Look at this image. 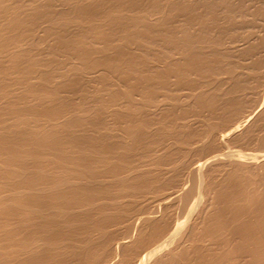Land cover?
Here are the masks:
<instances>
[{"label": "bare ground", "instance_id": "obj_1", "mask_svg": "<svg viewBox=\"0 0 264 264\" xmlns=\"http://www.w3.org/2000/svg\"><path fill=\"white\" fill-rule=\"evenodd\" d=\"M251 1L249 3H253ZM261 1L264 5V0ZM242 2L243 0H0V264H98L100 261L103 264L102 256L106 255L107 257L109 252H112V254L116 252L109 249L112 247L111 243L114 246V242L118 240H114L115 237L111 236L113 234H109L110 237L107 233L108 238L110 237V239L113 238L114 240L111 239L110 247V240H107V237L104 236L106 229H108L104 226L105 224L108 225L107 222L111 220L108 219L109 217L108 215L106 216V213L108 209L111 212V208L115 207L113 206L114 203L111 205L112 207L110 206L111 200L115 197L118 200L117 198L120 196L119 201H121V196L124 194H132L134 192V195L137 193V196H139L151 190L148 194L151 195V193L155 192V197L156 195L158 197L160 192L159 194L157 192L163 189L165 182L164 184L162 183L163 185L159 184L161 176L157 170L160 169L156 170V168L160 166V162L166 160L165 162L167 163V160H171L172 155V158H174L178 155L181 147L185 144L187 146V143L192 141L191 135L194 134V130L192 128L193 133L191 132L190 134L191 130H187L190 127L188 128L185 125L186 129L183 126V119L191 112L199 111L200 113L203 109L212 112L213 115H210V117L206 115L207 117L215 118L217 111L215 112L214 110L218 108L219 102L222 107L224 106V109H230L232 99H230L229 95L236 91L235 88L240 91L242 89L245 90L243 85L246 80L248 81L249 76L247 79L244 78L245 83L243 82L242 85L238 80L241 79L240 74L243 73L242 71V73H238L239 76L235 74L237 78L235 81V79L231 78L234 76L231 69L233 64H230L231 61L228 62V58L232 57L233 54H231L230 45L236 40V33L240 31L238 28L242 30V26L243 29H248V26H250L247 21H244L247 24H240L239 18H242L241 20L243 21L246 16L252 13L250 11L248 13L251 5L248 3L249 5L246 7L247 3L245 4L244 2L245 6ZM261 7L257 11L252 10L253 13L251 14L253 19L258 17V22L264 12V8ZM255 23L257 24V22ZM250 32L252 31L250 30ZM225 36L233 39V43L230 44L229 41L228 43L226 39L224 40L226 43H224L223 39ZM256 43L260 45L262 41ZM246 46L245 48H248ZM263 47L260 45L259 48L262 49ZM232 48L234 49V47ZM236 49L235 52L238 51V48ZM254 50V47L250 50L245 49V53L248 51L251 53ZM242 51L244 52V50ZM174 53L178 55L176 58L173 57L176 56L173 55ZM240 54L243 53L240 51ZM244 57L246 58L247 56L245 55ZM253 61L252 65H254ZM234 65L240 67V63ZM252 65L250 68H254ZM247 67L245 66V68ZM263 67L260 68L263 69ZM235 68L236 70L239 69H237V66ZM235 68L233 69L237 72ZM255 69L257 68L251 70ZM222 73L230 74L229 76L232 74L228 78L229 82L230 79L235 81H231V84L227 85L229 87L224 89V91L222 90V88H225L224 85H222L221 89L219 88L222 84L221 81L219 86L218 80L217 84L212 82L217 75ZM257 74L255 71L256 77ZM172 78L176 82V84L172 82L173 86L176 85L174 86L175 92L173 94L170 92L171 89L173 92V88L169 87L171 83L167 86V82H171ZM258 79L260 78L258 77ZM191 83H198V88H200L199 85L201 84L208 87V89L204 90L203 87L198 92L195 90L194 94L191 93V107L189 105L182 107V103L179 104L181 97L174 96V94L177 95L176 90L183 91V87ZM260 83L263 86L262 82ZM167 87L169 88L167 89ZM166 89L170 90L167 91L170 92V96L166 92L167 96H165L163 90ZM157 91L163 92L161 101H166V105L171 101L172 103L170 106L167 105V112L163 111V115H157L156 118H153L148 115L147 108L149 109V107L154 105L156 98L153 99V94ZM245 91L247 92V90ZM251 92L254 91L252 90ZM232 94L230 95L231 98ZM154 95L157 94L155 93ZM254 95L253 98L255 99ZM137 96L141 98L138 99L142 100L141 103L136 101ZM186 96L188 98L189 95ZM262 96L264 95L262 94ZM240 98H243V96ZM184 99L186 100V97ZM234 99L232 105L236 104ZM256 100L254 102H257ZM159 101L158 98L157 102ZM251 102L253 101L251 100ZM240 104L238 102V105ZM251 105H249V108ZM238 107H236V110ZM222 109H220L221 112ZM233 109H230V111H233ZM251 109H253V106ZM160 110L162 111V109L158 111ZM262 110L264 109L262 108ZM257 112L259 115V111ZM229 113L231 115L233 112ZM248 113L251 114L249 111ZM214 114L216 115L215 117H213ZM226 114L228 113L225 112ZM225 115L221 114V119L229 116ZM258 115L257 118H259ZM108 118L111 119L110 122ZM247 118L248 116L246 120ZM257 118L255 119L257 120ZM231 120L233 121V119ZM185 121L187 122L186 119ZM191 122L193 123V121ZM228 123H225L224 126ZM237 123L236 120V124H234L237 125ZM201 124L204 123L202 122ZM206 124L205 127L208 130H204L205 134L208 131L205 136L208 145L214 140L212 133L216 130L213 129L214 126L211 127ZM154 125L157 126L156 130L154 129L155 132L158 135H162V141L163 135L172 137L175 140V147L172 146L173 149H170L173 154L168 150L169 153L165 154L167 153L165 146V155L161 156L159 154L161 157L158 154V156L156 155L157 149L155 147L161 143L158 139L159 137L154 138V135H152L153 131H150ZM220 125L222 124L220 123ZM183 127H185L184 130ZM238 127L237 129H239ZM117 128L123 135L121 137L122 140H119L120 134L119 138L110 136L111 133L109 132ZM232 130V127H230L229 131L231 133H233ZM251 130L254 131L252 128ZM186 131H189V133ZM226 133L229 132L227 131ZM255 133L254 135H260V132L259 134ZM201 134L199 137H201ZM250 135L249 140L250 137L253 140ZM174 142L171 143L174 144ZM241 142L244 141L242 140ZM250 142L252 143L253 141ZM256 142L260 144L259 146L263 145L262 148H264V135L256 139ZM238 143H240L239 140ZM194 144L196 143L194 142ZM226 144L230 146V143ZM159 146L161 147V145ZM248 146L246 147L248 148ZM183 148L185 149L186 147ZM199 148L204 149V147ZM187 150L189 151V149ZM260 150H256V152ZM234 151L233 153L235 154L236 151ZM238 151L235 155L232 154L235 156L234 158H232L233 156H228L231 159L227 157L229 159L227 162L230 163L229 166H227V162V164H222L223 167L226 165V168L219 167L218 169L217 166L221 179L218 178V183L213 182L216 184L218 191L215 195L212 194L215 196L214 204L217 207L207 217L208 225L204 226L200 231L194 230V226V231L187 230L188 232H185L186 235L183 236L182 251H177L173 248L177 252L174 251V253L172 249L169 257H165L163 261L158 260L161 261L158 264H264V162L261 166L258 165L262 160L264 161V150L256 154L241 153V151L245 152L246 149ZM217 152L215 153L217 154ZM161 153L163 154L162 151ZM203 153L202 155L204 156ZM136 154H138L137 162L139 161L138 159L149 158L151 166H156L155 170L157 173L151 169L149 170L152 173L150 171L142 173L143 171L140 172L141 169H138V171L137 166H133L135 165L133 157ZM213 155L210 157L205 155V159L200 155V158L204 159H202V163L200 162V167L205 164L208 167L211 162L213 164L215 161L223 163L227 159L223 161L224 156H220L221 154H218L219 156ZM192 156L194 158V155ZM152 158L154 162H152ZM178 158L181 159L183 157L176 156L175 161ZM197 158L199 159V157ZM179 161L180 164L182 159ZM193 161V164L197 163H195V160ZM169 162L167 167L170 163H173L172 161ZM142 164L144 165V163ZM254 164L261 168L260 172L256 170L257 165L255 166ZM173 165L176 164L174 163ZM211 167L209 170H212ZM160 168L163 170L162 167ZM173 168L170 169L169 167L168 169L170 170H167V172ZM184 168L187 169L188 167L186 168L185 165ZM199 169L196 171L197 173ZM160 172L165 173L164 171ZM165 174L175 175L170 172ZM188 174L190 173L188 172ZM219 175L216 176L219 177ZM169 177L171 178V176ZM105 178H108L107 181H105ZM180 180L182 181V179ZM140 192L143 194H139ZM190 192L183 195L185 201L183 206L188 205L187 209L190 205L192 206L191 202L194 199L193 197L190 201L191 195L194 193L192 191L190 195ZM199 194L201 192L197 193L195 198L199 197ZM109 196L111 203L107 206L108 202L105 200ZM133 197L131 196V198ZM138 200L142 201L141 199ZM195 201L197 202V199ZM127 204L124 206H127ZM138 205L134 214L136 212H145L144 214L142 213L143 216H137L139 217L138 222L136 221L137 226L139 225L138 228L141 223L144 224L147 221L146 224L149 225L151 223V225L147 226L145 224L147 228L150 227L147 232L144 231L147 230L145 225L146 229L141 226V229H143L141 231L139 228L141 231L139 235L137 233L134 234L138 235V238L134 236L136 237V239L134 238L135 244L132 240L133 238L129 237L130 235H125L132 240L133 248L126 250V247L130 244L128 243L126 246L127 241H130L127 240V237L122 240V242L126 243H116V246L119 244L118 247L121 249H118L119 251H122V248L125 249L124 254L118 251V254L121 253V256H123V260L121 259L123 264H146L160 250L166 246L170 248L169 244L177 240V235L179 234L177 231H180V225H183L179 219L169 223L171 219H167V212L162 211L163 209L166 210L165 208H161V212L163 214L166 213L163 218L159 217L163 215L162 213L159 216L157 213L156 216L160 220L154 221V217L158 218L154 216L151 217L153 221L151 222L150 216L156 214V210L151 214L152 211L149 212L151 209L149 211L146 209L150 214V216H146V211L141 209L142 212H140V206L138 209ZM124 206L119 204L116 206L118 208H115L120 211L121 207ZM157 207L159 206L157 205ZM125 208L123 210L129 212L130 215L129 208L127 210ZM119 211H117L118 215L122 212L125 216L128 215L127 212L120 211L119 213ZM110 212H108L109 216L111 215ZM191 212L194 211H187L186 213ZM144 215L149 219L142 218L146 222L141 220ZM134 216L136 217V215ZM119 217L122 216L119 215ZM131 217L133 216L131 215ZM124 218L123 216L122 219ZM130 218L128 221L134 219L131 220ZM115 219L113 220L115 221ZM116 220H118V217ZM204 221L206 222V220ZM117 222L115 221L114 225H117ZM134 222L135 220H133ZM139 222L140 224H138ZM124 223L127 224V220L121 224L123 225ZM186 223L184 222V224ZM109 224L112 225V223ZM129 224L133 226L132 223L129 222ZM120 225H117L118 228H116L121 229L124 226L120 227ZM128 225L127 227H131ZM108 226L110 228V225ZM122 230H125L127 234L131 232H129V229L126 230L125 227ZM93 233L97 234L100 239L99 243H96L92 238L94 236L97 238ZM114 233L116 236V231ZM122 233L125 234L124 232ZM119 237L120 235L117 237L120 240ZM174 238L176 240L172 242L171 240ZM161 253L160 255L162 256ZM157 256L159 257V255ZM112 257H114V254ZM107 259L109 258L107 257ZM115 259H113V263L118 260ZM106 262H109V260ZM119 263L116 262V264Z\"/></svg>", "mask_w": 264, "mask_h": 264}, {"label": "rangeland", "instance_id": "obj_2", "mask_svg": "<svg viewBox=\"0 0 264 264\" xmlns=\"http://www.w3.org/2000/svg\"><path fill=\"white\" fill-rule=\"evenodd\" d=\"M250 1H251V0H246V1L243 0V2H242L243 5H245V4L247 3V6L245 5L246 7H248L249 4L251 5V6L249 7L250 10L248 9V13H250V12L253 13V11H255V10L257 11V9L261 7V4H262V1H261V0H260V3H259V0H258V2H257V0H255V1L252 0L253 3H249ZM252 1H251V2H252ZM244 2H245V4H244ZM256 2H257V3H256ZM248 3H249V4H248ZM254 4H255V5H254ZM256 4H257V6H256ZM258 5H259V6H258ZM263 6H264V5L262 4V7H261V8H264ZM246 9H247V8H246ZM252 10H253V11H252ZM249 11H250V12H249ZM262 11H263V9H262ZM248 13H247V14H248ZM252 13H251V14H252ZM251 14H249L248 16H246V18H244L243 21L241 20L242 18H241V19L239 18V20H240V24H241V23H246V22H244V21H247L248 24H249L250 26H248L249 28L247 27L248 29H243V26H242V30H241L240 28H238V29L240 30V31H238L239 33H236V32H237V30H236V32H235V33L237 34V35H236V40L234 39L235 42H236V45H235V42L233 43V41H232L233 39H229L228 37L226 38V36H225V38L223 39V42H224V43H226V41H227V42L229 41L230 44L233 43L232 45L228 44V45L231 46V50H230V51H231V54L233 53V54H232V57H230L231 60H229L230 58H228V62L231 61L230 64L232 63L233 65H234V64H237V63H238V64L240 63V67H242V68H240L238 65H234L235 67L237 66V69L239 68L238 70H236V68L231 64V65H232V68H231V69H232V74H234V76H232V74H231V76H232V77H231V76H229L230 74H226V73L223 74V73H222L221 75H217V76H219V77H217V76L215 77V79L217 78L216 80L213 79V81H212V82H215L216 84H217V80H218V83L221 81L222 84L219 83L218 86L221 84V86L219 87V88L221 89V88H222V85H224L225 88H222V90L224 91V89H226L227 87H229V86H227V85L231 84V83H230L231 81H232V82L234 81V80H232V79H235V81H236L237 78L235 77V74H236V76H239V74L242 73V71H243L244 74H243V73L240 74V78H241V79H238V80H239V82L243 85L244 78L247 79V77L249 76L248 81L245 79V80H246V83L244 82L245 84L243 85V86H244V89L247 90L248 93H247L245 90H243V89L241 90V91H242V92H241L240 90H237V89L235 88L236 91L234 90V91H235V92L233 93L234 95L231 93V94H232V98H231V96H230L231 94L229 95V97H230V99H232V101H233V99L236 97V99H234V100H235V103H236L237 105H238V102H239V104L242 103L243 105H242V104L238 105V106H240L241 108L238 107L236 104H233V105H234V106H233L232 103H234V101L232 102V101L230 100V101H231V104H230V107H229L230 109H233V108L235 107V105H236V107L239 108V109L237 108V110H236V107H235V108H234L235 111H236V112H235L234 109H233V111H230V109H228V108H227V109H224V106L222 107V105H220V102H219V105H217L218 108H216V110H214L215 112H216V111H217V112H218V111L221 112L220 109H222V108L224 109V111H225L226 113H228V114L225 115V112H224L223 109H222V112H223V113L221 112L222 115L227 116V115L230 114L229 112H233L231 115H229L230 117H229V116L226 117L227 119H226L225 117H223V116H222L223 118L221 119V117H220L221 114L218 115V113H220V112H218V113L216 112L217 116L214 114L213 117L216 116V117H215L216 119H215V118H212V117L209 118L210 115H213V114H212L211 111H210V112H211V114H210V112L207 110V111L209 112V114H208V112H207L205 109L201 110L200 113H199V111H198V112H194V113L191 112L192 115H191V113H190V114L187 115L186 118H185V119L187 120V122L185 121V119H183V123H184L183 126L186 125V126H188V128L190 127L189 129H187V127L185 126L187 130H191V129L193 128L192 130H194V134L191 135V137L194 138V139L191 138V140H192V141L195 140V141L192 142V141L190 140L191 142L187 143V146H186V144L184 143L185 145H184L183 147H186L187 149H189L190 152H189L186 148L184 149L183 147H181V149H180L182 152H181L180 150L178 151V155H176V156H178V157H181V156H182V157L184 158V159L181 158L182 161H181L180 164L183 163L182 166H180L181 168L179 167V165H180V164H179V162H180L179 160H181V159L178 158V159H179V160L177 159L178 162L175 161V160H176V156H175V155H174V156H175V157H174L175 159L172 158V157H173V155H172L171 160H169L170 162L172 161L173 163H170L168 160H167V163H166V162H165L166 160H165V161L160 162V166H158V167L156 168V170H157V169H160V170H157L158 173H160V176H161V177H160V180H161V181H160L159 184H160V185H163L164 182H165V184L168 185V187H167V185H165V184L163 185V189H164V190H163V189H162L163 191L161 190L162 193H161V191H158V192L156 191L158 194H159V192H160V194L158 195V197H157V195H156V197H155V194H156L155 192H154L153 194L151 193V195L148 194L149 192L152 191V190H151V191H149V192H148V191H146V192L144 191L145 194H143V193H142L143 191H142V192H140L139 194H143V195H139V196H137V195H138L137 193H135L136 195H134V192H132V194H130V193L127 194L128 197H126L127 195L124 194L125 196H124V195L121 196V197H122V198H121V201H119V200H120V196H119V197L117 198L118 200L115 199L116 197H115L114 199H112V200H111L112 203L110 202V199H111L110 196H111V195L108 197L107 200H105V201L108 202V203H107V206H108L110 203H111L110 206L113 205V203H114L113 206H115V207H116L117 205H119V204H120V206H121V204H123V206H124V205L127 204V201H128V204H129V205L127 204V206L121 207L122 209H120V211H121V212H122V211L127 212V211H125V210H123V209H124L125 207H126V208H125L126 210L129 208L128 210H129L131 213H130V215H129V212H127V213H128L127 216H128V217H129V216L131 217V215H132L133 217H131V218L129 217V218H130L131 220L134 218L133 220H135V222L133 223V220H132V221H130V220L128 221L129 218H128L127 216H125V214H123V212L121 213L122 215L119 214V215L122 216V217H119V215H118V213H117V211H119V210L116 209V208H118V207H116V208H115V207L111 208V209H112L111 212H110V210L108 209V211H107V213H106V216L108 215V217H109L108 219H111L110 221L107 222L108 225H110V228H109V226H108L107 224H105L104 227H106V228H108V229H106V231H105L106 234H105L104 236L107 237V238H106L107 240H110L109 245H110V243H111V239L113 240L114 237H115L114 240L117 239L118 241L114 242V243H115V245H114L115 247L113 246V243H111V244H112V247H111V245H110L111 248L109 247V248H110V249H109L110 251H114V252L116 251L115 253H113V254H114V257L111 258V256H113V254H112V252H109V255H107V257L109 258V259H107V260H109V262H106V261H107V260H106V258H107L106 255H105L104 257L102 256V259H101V260L103 261V264H105V262H106V264H108V263H109V264H112V263L114 262L113 259H115L116 257H117L118 260L115 259V260H117V261H115V263H113V264H116V262L119 263V262L121 261V259L123 258V256H121V253L124 254V250H125V249H123V248L121 247V248H122V251H119V250H118V249H120V248L118 247L119 244L116 246V243H118V242H119V243L122 242V240L125 239L124 237H127V236H125V235H128V236L130 235L129 237H130V238H133V239H132L133 241L136 239V237L138 238L139 232H141L143 229H146L147 226H150V225H151V223H150L149 225L146 224L148 221L146 222L145 219H142V218H146V216H148V215L150 216V214L148 213V211H149L150 209H151V210H150L149 212L152 211L151 214H153V211L155 212V210H156V214L151 215V216H150V220H151V217L156 216L157 213H158V216H159V215L162 213V212H161V210H162L161 208H165L166 210L163 209L162 211H163V212H165V211L167 212V219H171V220H169V223H170L171 221H174L175 219H179V221L182 222L181 224H183V225H180V228L183 229V230L181 231V229L179 228L180 231H181L182 233H181L180 231H177V233L180 234V235H179V234L177 235V233H176V235H177L178 238L176 237V235H175V237L177 238V240H176V238H174V239L171 240L172 242H173L174 240H176V241H178V242H176V241H174V242H176V243H174V242H173V243L170 242V243H172V244H169L170 248H169L168 246H166L165 248H163L162 250H160L159 253L156 254V256L159 255V257L157 256V258H156V256H152V257L148 260V262H147L146 264H152V263H154V262H156L155 264H158L159 262L163 261V259H165V257H166V258L169 257V253H171V250H172L173 248L176 249L177 251H178V250H179V251H180V250L182 251V249H183V245H182V244H183V241H184V240H183V236H185L186 233H187L189 230L194 231V230L197 229V231H198V230L200 231L204 226H207V225H208V224H207V217H209L210 214L212 213V211H214V210L216 209V207H217V206L214 204V202H215V201H214L215 196H213L212 194L215 195V194L217 193V191H218L217 186H215V185H216L215 183H218L219 179H221V177H220V175H219V170H218L219 167L226 168V167H225L226 165H225L224 167H223V165H224V164H227V163H228L227 160L231 159V158H229V157L233 156L232 154H234V153H233L234 150L237 152L238 149H239V151H240V149H242V150H243V149H244V150L246 149L245 152H242V151H241V153H243V154H244V153H245V154H246V153H247V154H248V153H249V154H256V153H259V152H263V150H264V148H262L263 145H262V146H259L260 144H257L258 142H256V139H259V138H261V136L264 135V125H263V123H264V122H263V121H264V119H263V118H264V116H263V114H264V110H262V108L264 109V96H262V94L264 95V72H263V70H264V67H263V66H264V57H263V56H264V54H263V53H264V52H263V51H264V47H263V46H264V44H263V42H264V41H263V39H264V36H263V35H264V31H262V30H264V12L262 13V15H261L260 18H259L260 21H261V19H262L261 22H260V21L258 22V17H257V18L254 17L255 19H253V17L251 16ZM249 17H250V19H249ZM252 19L254 20L253 23H252V21H253ZM236 20H238V19H236ZM239 20H238V21H239ZM249 20H250V21H249ZM255 20H257V21H255ZM236 22H237V21H236ZM250 22H251L252 25L250 24ZM255 22H257L258 25H257ZM261 23H262V24H261ZM246 24H247V23H246ZM259 24H260V25H259ZM253 25H255V26H253ZM256 25H257V26H256ZM261 25H262V26H261ZM259 26H260L261 28L263 27V29L261 30V28H260ZM255 27H256V28H255ZM257 27H258L260 30H259ZM244 28H245V27H244ZM251 28H252L253 30H252ZM249 29H250L252 32H250ZM257 29H258V30H257ZM253 31H257L258 33H257V32H253ZM249 33H250V34H249ZM253 35H254V36H253ZM242 36H243V37H242ZM245 36H246L247 38H246ZM262 36H263V37H262ZM250 37H251V38H250ZM252 37H255V38H252ZM242 38H243V39H242ZM225 39H226V41H224ZM251 39H252V40H251ZM256 39H257V41H256ZM260 39H261V40H260ZM231 41H232V42H231ZM260 41H262V44L260 43V45L263 47L262 49H260V48H259L260 45H259V44L257 45V43H256V42L259 43ZM229 42H228V43H229ZM238 42H239L240 45L238 44ZM224 43H223V44H224ZM253 43H254V44H253ZM242 44H243V45H242ZM225 45L227 46V44H225ZM234 45H235V46H234ZM246 45H247V46H246ZM249 45H251V46L249 47ZM254 45H255L256 47H255ZM236 46H237V47H236ZM238 46H239V47H238ZM241 46H242V47H241ZM245 46L248 47V48H245ZM257 46H258V47H257ZM232 47H234L235 50H234ZM251 47H252V48H251ZM253 47H254V49H255L254 52L251 51V53H249L250 51H248V52L245 53V49H246V50H250V49H253ZM229 48H230V47H229ZM236 48H238V51H237V52H235V51L237 50ZM244 48H245V49H244ZM232 49H233L234 51H233ZM241 49L244 50V52H243ZM257 49H258V50H257ZM256 50H257V51H256ZM240 51H241V53H243V54H240ZM262 52H263V53H262ZM248 53H249V54H248ZM252 53H254V54H252ZM255 53H256V54H255ZM260 53H262V54H260ZM231 54H230V56H231ZM244 54L247 56L246 58L244 57V56H245ZM257 54H258V55H257ZM173 55H176V56H173L174 58H176V57L178 56V55L175 54V53H174ZM243 55H244V56H243ZM261 55H263V56H261ZM242 56H243V57H242ZM249 57H251V58L249 59ZM232 58H233V59L235 58V59L233 60ZM253 58H254V59H253ZM245 59H246V60H245ZM248 59L250 60V62H249ZM256 59H257V60L260 59V60L257 61ZM262 59H263V60H262ZM253 60H255V61H253ZM232 61H234V62H232ZM252 61L254 62V63H253L254 65H252ZM226 62H227V61H226ZM255 62H256V63H255ZM261 62H262V63H261ZM258 63H259V64H258ZM244 64H245L246 67H247V66H248V67L245 68V66H243ZM256 64H258V65H256ZM251 65H252V67L257 68V69H255V70H251V69H254V68H250ZM255 65H256L257 67H256ZM259 66H260V67H263V69L260 68ZM243 67H244V68H243ZM233 68H235V70H236L237 72H235ZM258 68H259V69H258ZM244 69H245V70H244ZM248 69H250V70H248ZM261 69H262V70H261ZM239 70H241V71L239 72ZM233 71H234V73H233ZM250 71H253V72H250ZM255 71H256V74L258 73V74H257V77L255 76ZM257 71H258V72H257ZM260 71H261V72H260ZM262 72H263V73H262ZM238 73H239V74H238ZM247 73H248V74H247ZM252 74H253V76H255L256 78L253 77ZM228 76H229V77H228ZM245 76H246V77H245ZM230 77H231L232 79H230V82H229V79H228V78H230ZM250 77H251V79H250ZM258 77H259L260 79H258ZM221 78H222V79H221ZM226 78H227L228 80H227ZM242 78H243V79H242ZM253 79H254V80H253ZM261 79H262L263 81H262ZM214 80H215V81H214ZM224 80H225V81H224ZM240 80H241V81H240ZM260 80H261V81H260ZM169 81H170V80H169ZM223 81H224V82H223ZM227 81H228L229 83H228ZM235 81H234V82H235ZM172 82H173V83L175 82V80H174L173 78H172V81H171V82H167V86L169 85V83H171V85H169V87H170V88H173V92H172V89H171V91H170V90H167V89L169 88V87H167L166 90H163L164 94H165V92H166V93L169 94V96H170V92H171L172 94L175 92V91H174V86H176V85L173 86V83H172ZM248 82H251V83H248ZM260 82H262V85H263V86H261V83H260ZM259 83H260V84H259ZM174 84H176V82H175ZM225 84H226V86H225ZM200 85H201V84H200ZM200 85H199V87H200L201 89L198 88V83H197V84L191 83V84H187V85H185V86L183 87V91H182V90H181V91H180V90H179V91L176 90V92H177L176 94H177V95L174 94V96L181 97L180 100H179V104L182 103V107H186L187 105H189V106L191 107V104H192V102H191V101H192V100H191V99H192V95H191V93L194 94V91H195V90H196V92H198V91L202 90L203 87H204V88H203L204 90H207V89H208V87H206V86H202V85L200 86ZM242 85H241V87H242ZM246 85H247V86H246ZM171 86H172V87H171ZM186 86H187V87H186ZM194 86H196V87H194ZM258 86H260V87H258ZM234 87H235V86H234ZM239 87H240V86H239ZM239 87H237V88L239 89ZM241 87H240V89H241ZM245 87H246V88H245ZM257 87H258V88H257ZM262 87H263V88H262ZM175 88H176V87H175ZM187 88H188V89H187ZM242 88H243V87H242ZM255 88H256V89H255ZM259 88H261V89H259ZM184 89H185V90H184ZM250 89H251V90H250ZM252 90H253L254 92H251V93H252V94H251L250 91H252ZM261 90H262V91H261ZM159 91H161V90H159ZM167 91H170V92H167ZM259 91H260V92H259ZM163 92H162V93H163ZM178 92H179L180 94H179ZM182 92H183V93H182ZM184 92L186 93V95H189L188 98H187V96L185 95ZM187 92H188V94H187ZM196 92H195V93H196ZM239 92H240V93H239ZM243 92H244V93H243ZM255 92H256V94H255ZM155 93H156L157 95H154ZM162 93H161V92H158V91H157V92H154V94H153L154 98H153V99L156 98V99H155V100H156V103H155V100H154V105L151 106V107H149L150 110L147 108V113H148V115H150V116L153 117V118H156L157 115H159V116H160L161 114L163 115V114H164L163 111L167 112V111H166V109H167V105L170 106V104L172 103V101H171V102H169V103L166 105V101H164V100L161 101L162 98H163V94H162ZM241 93H242V95H240ZM259 93H260V95H259ZM237 94H239L240 96H239V95H238V96H235V95H237ZM245 94H246V95H245ZM248 94H249V95H248ZM254 94H255V95H254ZM190 95H191V97H190ZM253 95H254L255 99H257V100H256L257 102H254L255 99L253 98ZM156 96H158V97H156ZM165 96H167V95L165 94ZM184 96L186 97V100L184 99V98H185ZM233 96H235V97H233ZM242 96H243V98H240V97H242ZM244 96H245V97H244ZM247 96H249V97H247ZM250 96H251V97H250ZM172 97H173V96H172ZM182 97H183V98H182ZM246 97H247V98H246ZM158 98H159V100H160L161 102H160V101L157 102V101H158ZM189 98H190V99H189ZM237 98H238L239 100H238ZM248 98H249V99H248ZM251 98H252V99H251ZM258 98H259V99H258ZM136 99H137V100H136L137 102L141 103L142 100H141V101L138 100V99H141V98H139V96H137ZM183 99H184V100H183ZM187 99H188V101H187ZM247 99H248V100H247ZM237 100H238V101H237ZM241 100H242V101H241ZM249 100H250V101H249ZM251 100H252L253 102H251ZM261 100H262V101H261ZM182 101H184V102H182ZM186 101H187V102H186ZM248 101H249V102H248ZM185 102H186V104L184 105ZM244 102H245V103H244ZM247 102H248L249 104H248ZM187 103H189V104H187ZM256 103H257V105H256ZM142 104H143V103H142ZM250 104H252V105H251L250 108H249V105H250ZM161 105H162V106L164 105V106L162 107ZM183 105H184V106H183ZM246 105H248V106H247V109H246ZM255 105H256L257 107H258V106H259V107L257 108ZM156 106H157V107L160 106V107L157 108ZM179 106H181V105H179ZM189 106H188V107H189ZM232 106H233V107H232ZM244 106H245V107H244ZM252 106H253V109H254V110L251 109ZM254 106H255V107H254ZM164 107H165V108H164ZM221 107H222V108H221ZM163 108H164L165 110H164ZM169 108H170V107H169ZM159 109H162V111H161V110H160L161 112L158 111ZM245 109H246L247 111H246ZM260 109H261V110H260ZM152 110H153V111H152ZM156 110H157V113H156ZM226 110H227V111H226ZM244 110H245V111H244ZM149 111H151L152 113L149 112ZM237 111H239V112H237ZM243 111H244V112H243ZM248 111L251 112V114L248 113ZM257 111H259V115H258V112H257ZM201 112H202V114H201ZM256 112H257V113H256ZM261 112H262V113H261ZM149 113H150V114H149ZM154 113H155V114H154ZM159 113H160V114H159ZM197 113H198L199 115H198ZM205 113H207V114H205ZM195 114H197V115H195ZM200 114H201L202 116H201ZM204 114H205V116H206V115H209V117H207V116L205 117ZM236 114H237V115H236ZM238 114H239V115H238ZM246 115L248 116L247 120H246V117H247ZM251 115H252V116H251ZM257 115H258L259 118H257ZM191 116H193V117L191 118ZM196 116H197L198 118H197ZM245 116H246V117H245ZM201 117H202V118H201ZM218 117H219V119H218ZM237 117H238V118H237ZM244 117H245V118H244ZM251 117H252V118H251ZM187 118H188L189 120H188ZM193 118H194L195 120H194ZM199 118H200L201 120L203 119L202 122H203L204 124H201L202 122H201V120H200ZM249 118H250V119H249ZM255 118H257V120H256ZM108 119H110V118H108ZM198 119H199V120H198ZM205 119H206V122H205ZM208 119H209V121H207ZM213 119L216 120V121L219 120V121H221V122H219V121L216 122V121H214ZM225 119H226L227 121H226ZM229 119H230V120H229ZM231 119H233V121H232ZM238 119H239V120H238ZM240 119H241V121H240ZM248 119H249V120H248ZM252 119H253V120H252ZM258 119H259V121H258ZM211 120H213V121H211ZM222 120H223V121H222ZM224 120H225L226 122H225ZM236 120H237V122H238L237 125H235V124H236ZM242 120H243V121H242ZM255 120H256V121H255ZM262 120H263V121H262ZM110 121H111V119L109 120V122H110ZM191 121H193V123H192ZM234 121H235V122H234ZM239 121H240V122H239ZM261 121H262V122H261ZM189 122H190V123H189ZM197 122H198V123H197ZM209 122H210V123H209ZM213 122H214V124H215V123H216V124L214 125ZM224 122H225V123H228V122H229V123L226 124V125L224 126V124H225ZM231 122H232V123H231ZM233 122H234L235 124H234ZM247 122H248V123H247ZM260 122H261L262 125L260 124ZM188 123H189V124H188ZM194 123H196L197 126H196V124L193 125ZM205 123H207L206 125L209 124L211 127L214 126V128H213L214 130H216V131L218 130L217 132H216V131H215V132L212 131V132H213V133H212V135H213L212 137H213L214 140L211 141L213 144H212L211 142L208 143V145L210 144L209 146H208L207 143H206V142H207V139H205V136H206V134H207V132H208V131H206V134H205V130H208V129L205 127ZM220 123H221L222 125H220ZM230 123H231L232 126L230 125ZM244 123H245V124H244ZM250 123H251L252 125H251ZM256 123H257L258 125H257ZM198 124H200V125L202 126V127H201L202 129L200 128V125H198ZM233 124H234V126H233ZM238 124H240V125H238ZM242 124H244V125H242ZM203 125H204V128H203ZM227 125H228V126L230 125V126L228 127ZM254 125H255V126H254ZM256 125H257V126H256ZM259 125H261V126H259ZM194 126H196L197 128L194 127ZM198 126H199V127H198ZM216 126H217V127H216ZM223 126H224V127H223ZM238 126H239V127H238ZM241 126H242V127H241ZM243 126H244V127H243ZM156 127H157L156 125L152 126L151 129H150V131H151V132L153 131V132H152V135H154V138L159 137L158 139L160 140V143H161V144L158 143L159 145H161V147H160L159 145H156V147H155V148L157 149V151H156V155H157V154H158V155L160 154L161 156H163V155H165V154H168V153H169L168 151H170V149L172 150L173 147H175L174 145H176V144H175V142H174L175 140H174L172 137H168V136H166V137H167V138H166L165 135H163V141H162V140H161V139H162V135H158V134L155 132V130H156L155 128H156ZM185 127H183V130H184ZM227 127H228V128H227ZM230 127H232V129H233V130H232L233 133L230 132L231 130L229 131ZM233 127H234V128H233ZM237 127H238L239 129H237ZM253 127H254V128H253ZM255 127H256L257 129H256ZM258 127H259V128H258ZM260 127H262V128H260ZM194 128H195L196 130H195ZM208 128H209V127H208ZM215 128H216V129H215ZM235 128H236L237 130H236ZM244 128H245V129H244ZM251 128L254 129V131L251 130ZM154 129H155V130H154ZM186 129H185V130H186ZM198 129H199V131H198ZM204 129H205V130H204ZM213 129H212V130H213ZM240 129H241V130H240ZM247 129H248V130H247ZM249 129H250V134H251V132H254V133H255V131H256L257 134H259V132H260V135H261V136L259 135V136H260V137H259L258 135H254V133H252V134L250 135V134H249ZM262 129H263V130H262ZM114 130H115V131H114ZM192 130L190 131V134H191ZM202 130H203V131H202ZM226 130H227L229 133H226V132H227ZM234 130H236V131L234 132ZM243 130H244V131H243ZM259 130H260V131H259ZM117 131H118L119 133H118ZM195 131H197L198 133L195 132ZM200 131H201L202 134L200 133ZM242 131H243V132H242ZM257 131H258V132H257ZM183 132L185 133V131H183ZM186 132H187V131H186ZM246 132H247V133H246ZM109 133H111L110 136H112V138H119V136L121 135L120 138H119V140H120L121 137H123L122 133L120 132V130H118V128H117V129H113V130L110 131ZM155 133H156L157 135H156ZM184 133H183V135H184ZM187 133H189V131H188ZM192 133H193V132H192ZM195 133H197L198 136H197V134H195ZM199 133L201 134V137H199V135H200ZM203 133H204V136H203ZM214 133H215L216 135H215ZM219 133H220V134H219ZM225 133H226V134H225ZM242 133H244L245 135L242 134ZM256 133H255V134H256ZM262 133H263V134H262ZM112 134H113V135H112ZM117 134H118V135H117ZM119 134H120V135H119ZM190 134H189V135H190ZM116 135H117V136H116ZM155 135H156V136H155ZM194 135L197 136V137H199V138L195 137ZM214 135H215V138H214ZM218 135H219V136H218ZM234 135H235V136L237 135V136L235 137ZM249 135L253 137V140L251 139V137H250V140H249ZM202 136H203V137H202ZM243 136H244V137H243ZM183 137H184V136H183ZM224 137H225V138H224ZM230 137H232V138H230ZM239 137H240V138H239ZM245 137H246V138H245ZM164 138H165V139H164ZM170 138L173 139V140H171ZM218 138H219V140H217ZM210 139H211V138H210ZM210 139H209V141H210ZM215 139H216V140H215ZM221 139H222V140L224 139V140L222 141ZM236 139H237V140H236ZM117 140H118V139H117ZM121 140H122V139H121ZM159 140H158V141H159ZM165 140H166V141H165ZM167 140H168V141H167ZM238 140H239L240 143H238ZM242 140H243L244 142H241ZM245 140H246L247 142H246ZM248 140H249V141H248ZM164 141H165V142H164ZM188 141H189V140H188ZM196 141H197V142H196ZM200 141H201V142H200ZM202 141H203V143H202ZM204 141H205V142H204ZM214 141H215V142H214ZM219 141H220V142H219ZM226 141H227V142H226ZM228 141H230V142H228ZM236 141H237V142H236ZM250 141H253V142L251 143ZM257 141H258V140H257ZM162 142H164V143L162 144ZM171 142H172V143L174 142V144H172ZM194 142H195L196 144H197V143H198V144L196 145V144H194ZM217 142H218V143H217ZM223 142H224V143H223ZM231 142H233V143L235 144V146H234V144L231 143ZM248 142H250V143L248 144ZM254 142H256V143H254ZM192 143H193V144H192ZM200 143H201L202 145H201ZM222 143H223L224 145H226V146H224ZM226 143H230V146H229V144H226ZM236 143H238V144L236 145ZM243 143L245 144V147H244V144H243ZM246 143H247V144H246ZM218 144H219L220 146H219ZM221 144H222V146H221ZM231 144H232V145H231ZM241 144H242V145H241ZM252 144H253V145H252ZM162 145H163L164 147H163ZM191 145H193L192 147H193L195 150H194L192 147H190ZM195 145H196V146H195ZM198 145H199V146H198ZM215 145H217V146H215ZM248 145H249V146H248ZM250 145H252V147H254V148L250 147ZM165 146H166V151H167V150H168V151H167V153L164 154V152H165ZM172 146H173V147H172ZM188 146H189V147H188ZM205 146H206V147H205ZM210 146H211V147H210ZM241 146H242V147H241ZM246 146H248L249 149H248ZM171 147H172V148H171ZM199 147H204V149H203V148H199ZM222 147H224V148H222ZM225 147H226V148H225ZM256 147H258V148L256 149ZM259 147H260V148H259ZM159 148H161V149L159 150ZM162 148H163L164 151L162 150ZM182 148H183V149H182ZM211 148H212V149H211ZM156 149H155V150H156ZM190 149H192V150H190ZM201 149H203L202 151H203L204 153H203L202 151H200ZM206 149H207V150H206ZM208 149H209L210 151H209ZM216 149H217V151H219V152H217ZM220 149H221V150H220ZM232 149H233V150H232ZM251 149H252V150H251ZM253 149H254V151H253ZM259 149H261V150L256 152V150H259ZM158 150H159V151H158ZM196 150H197V151L199 150V152H197ZM231 150H232V152H230ZM247 150H248V151H247ZM250 150H251V151H250ZM161 151L163 152V154L161 153ZM224 151H225V153H224ZM235 151H234V152H235ZM239 151H238V152H239ZM252 151H253V152H252ZM170 152H172L171 154H173V151H170ZM180 152H181V153H180ZM187 152H188V153H187ZM195 152H197V153H195ZM215 152H217V154H216ZM227 152H228L229 154H228ZM236 152H235V154H236ZM135 153H138V152H135ZM182 153H183V154H182ZM200 153H201V154H200ZM202 153L204 154V156L202 155ZM207 153H208V154H207ZM211 153H212V155L214 154L213 156H217L218 154H219V155L221 154L220 156H224V157H223V158H224L223 161H225V159H226L228 156H229V157H228L229 159L227 158L226 161L223 162V163H218V162H216V161H215V162L213 161V162H214V163H213L214 165H213L212 162H211L210 165L207 164V165H209L208 167H206V164L203 165L202 167H200V165H199L200 162L202 163L203 160H204L206 157H210V156H212ZM230 153H231V154H230ZM138 154H139V153H138ZM138 154H136V155L134 156L135 158L133 157V163H135V165H133V166H137V170H138V169H139V170L141 169L140 172L143 171L142 173H144V172H146V171H147V172L150 171L151 173H152V171H154L155 173H157V171L155 170V167H156V166H151V164H150L151 161L149 160V158L146 157L147 159H146V158H145V159H143V158H142V159H138L139 161L137 162ZM179 154H180V155H179ZM184 154H186V155L184 156ZM190 154H191V155H190ZM222 154H223V155H222ZM235 154H234V155H235ZM158 155H157V156H158ZM160 155H159V157H161ZM187 155H188V156H187ZM192 155H194V158H192V157H193ZM195 155H196V156H195ZM200 155H201V157H203L204 159H203V158H200ZM205 155H206V157H205ZM207 155H208V156H207ZM219 155H218V156H219ZM190 156H191V157H190ZM225 156H226V157H225ZM188 157H189L190 161H189ZM197 157H199V159H198ZM234 157H235V156H233L232 158H234ZM195 158L198 159V160H196ZM134 159H135V162H134ZM172 159H173V160H172ZM185 159H186V160H185ZM191 159H192V160H191ZM202 159H203V160H202ZM153 160H154V159L152 158V162H154ZM187 160H188V161H187ZM193 160H195V163H196V162H197V163H196V164H193V163H194ZM200 160H201V161H200ZM185 161H186V162H185ZM247 161H249V160H247ZM164 162H165L166 164H165ZM168 162H169L170 164H169L168 167H167ZM226 162H227V163H226ZM231 162H232V161H231ZM260 162H261V161H260ZM263 162H264V161L262 160V162H261L260 164L258 163V165L261 166ZM142 163H144V165H143ZM174 163H175L176 165H173ZM187 163H188V164H187ZM189 163H190V164H189ZM140 164H142L143 166L140 165ZM177 164H179V165H177ZM192 164H193V165H192ZM220 164H221V165H220ZM222 164H223V165H222ZM229 164H230V163H228L227 166H229ZM249 164H251V163H249ZM263 164H264V163H263ZM138 165H139V166H138ZM145 165H146V166H145ZM158 165H159V164H158ZM183 165H184V167H185V165H186V168H187V167H188V168L185 169V168L183 167ZM189 165H190V166H189ZM198 165H199V166H198ZM219 165H220V166H219ZM254 165L256 166L257 164H254ZM258 165H257V169H256V167H255V169L259 171L261 168H260ZM141 166L143 167V169H145V168H147V167H148V168L145 169V170H143ZM144 166H145V167H144ZM175 166H177V168H175ZM194 166H196V167H194ZM211 166H212V167H211ZM217 166H218V169H217ZM160 167H162L163 170H161ZM169 167H170V169H171L172 167L175 168V169L173 168L174 170L172 169L171 171H168V172L173 173V174H175V175H171V174L168 175V174H165V173H168L167 170H170V169H168ZM199 167H200V169H199ZM210 167H211L212 170H209ZM213 167H214V168H213ZM152 168H154V169H152ZM166 168H167V169H166ZM178 168H180V169H178ZM182 168H184V169L181 170ZM194 168H195V169H194ZM197 168L199 169V172H198V173L196 172V171H198ZM205 168H206V169H205ZM149 169H151L152 171L149 170ZM164 169H165L166 171H165ZM189 169H190V170H189ZM191 169H192L193 171H192ZM204 169H205L206 172L204 171ZM207 169H208V170H207ZM220 169H221V168H220ZM139 170H138V171H139ZM187 170H188V171H187ZM194 170H195V171H194ZM160 171H164L165 173L162 172V173H163V174H162ZM172 171H173V172H172ZM182 171H183V172H182ZM190 171H191V172H190ZM260 171H261V170H260ZM260 171H259V172H260ZM140 172H139V173H140ZM181 172H182L183 174H182ZM188 172H189L190 174H188ZM208 172H209V173H208ZM216 172H217V173H216ZM155 173H154V174H155ZM193 173H194V174H193ZM204 173H205V174H204ZM206 173H207V174H206ZM213 173H214V174H213ZM215 173H216V174H215ZM161 174H162V175H161ZM211 174H212V175H211ZM158 175H159V174H158ZM190 175H192V176H190ZM194 175H195V176H194ZM216 175H219V177L216 176ZM166 176H167L168 178H167ZM169 176H171V178H170ZM172 176H174V177H172ZM200 176H201V177H200ZM162 177H163V179H162ZM192 177H194V178H192ZM203 177H204V178H203ZM212 177H213V178H212ZM216 177H217V178H216ZM166 178H167V179H166ZM169 178H170V180H169ZM173 178H174L175 180H174ZM189 178L192 179L194 182H193L192 180H190ZM199 178H200V179H199ZM206 178H207V179H206ZM218 178H219V179H218ZM107 179H108V178H105V181H107ZM180 179H182L183 182H182ZM184 179H185V181H184ZM195 179H196V180H195ZM166 180H168V181H166ZM189 180H190V181H189ZM201 180H202V181H201ZM215 180H216V181H215ZM108 181H109V180H108ZM171 181H172V182H171ZM191 181H192L193 185H192ZM195 181H196V182H195ZM204 181H205V182H204ZM210 181H211V182H210ZM173 182H174V183H173ZM186 182H187V183H186ZM199 182H200L201 184H200ZM213 182H215V183H213ZM162 183H163V184H162ZM170 183H171V184H170ZM172 183H173V184H172ZM195 183H196V184H195ZM207 183H208V185H207ZM209 183H210V185H209ZM211 183H212V184H211ZM174 184H175V185H174ZM187 184H188V185H187ZM191 185H192V186H191ZM212 185L215 186L216 188L213 187ZM164 186H165V187H164ZM170 186H171V187H170ZM173 186H174V188L172 189ZM189 186H190V187H189ZM194 186H195V187H194ZM199 186H200V187H199ZM202 186H203V187H202ZM196 187H197V188H196ZM212 187H213V188H212ZM175 188H176V190H175ZM179 188H180L181 190H184V191H181ZM189 188H190V191L192 190V191L194 192V193H192V195H191V192H192V191L190 192V191H189ZM191 188H192V189H191ZM199 188H200V189H199ZM205 188H206V189H205ZM169 189H170V190H169ZM207 189H208V190H207ZM216 189H217V190H216ZM174 190H175L176 192H175ZM185 190H186V191H185ZM172 191H173V192H172ZM209 191H210V192H209ZM187 192H190L189 194L192 196V197L190 198V201H191V200L193 199V197H194V199L192 200L193 203L191 202L192 206H194V204L196 203V204H195V207H193L194 210L192 209V206H191V205L188 207V209L186 208L188 205L185 206V207L183 206L184 203H185V201H184V196H183V195H186ZM196 192H197V193L201 192V194H199V197H196V198H195V196H197V195H196V194H197ZM204 192H205V193H204ZM174 193H176L177 195L174 194ZM147 194H148V195H147ZM181 194H182V195H181ZM129 195H131L132 197H133V195H134V197L131 198V196H129ZM146 195H147V196H146ZM149 195H150V196H149ZM164 195H165V197L167 196L166 199H165ZM174 195H175V197H174ZM178 195H179V196H178ZM180 195H181V196H180ZM204 195H206L205 198H204ZM210 195H211V196H210ZM136 196L138 197V199H141L142 201H139V200L137 199ZM143 196L146 197V198H144ZM148 196H149V197H148ZM172 196H173L174 198H173ZM177 196H178V197H177ZM209 196H210V197H209ZM135 197H136V199H134ZM139 197H141V198H139ZM151 197H152V199H151ZM154 197H155V198H154ZM160 197H162L163 199L160 198ZM109 198H110V199H109ZM128 198H129V200H128ZM157 198H158V199H157ZM175 198H176V199H175ZM182 198H183V199H182ZM198 198H199V199H198ZM206 198H207L209 201H208ZM124 199H125L126 201H125ZM133 199H134V200H133ZM145 199H146V201H145ZM159 199H160V200H159ZM164 199H165V200H164ZM170 199H171V200H170ZM196 199H197V202L195 201ZM123 200H124V201H123ZM131 200L134 201V202H132ZM152 200H153V201H152ZM175 200H176V201H175ZM178 200H179V201L181 200V201L179 202ZM198 200H200V201H198ZM117 201H118V202H117ZM135 201H137V202L139 203V205H138V203L135 202ZM147 201L149 202V204H148ZM157 201H158V202H157ZM194 201H195V202H194ZM207 201H208V202H207ZM212 201H213V202H212ZM115 202H117L118 204H117V203L115 204ZM120 202H121V203H120ZM122 202H123V203H122ZM144 202H145L146 204H145ZM156 202H157V203H156ZM162 202H163V203H162ZM133 203H134L135 205H134ZM140 203H141V204L143 203V205L141 206ZM161 203H162L163 205H162ZM144 204H145V205H144ZM151 204H152V205H151ZM154 204H155V205H154ZM170 204H172V205H170ZM197 204H199V205L197 206ZM130 205H131V207H130ZM137 205H138V209H139V206H140V209H139L140 212H142L141 209H142L143 211H146V216L144 215V217H141L142 222H143V220H145V222H146V223H144V224L141 223V226L143 227V229H141V228H142L141 226L139 227V228L141 229V231H140V229L138 228L139 225L137 226L136 221L138 222V218H139L140 216H143V214H144L145 212H142L143 214L138 212L139 214H142V215H139L137 212H136V214H134V213H135L134 211H136ZM157 205H158L159 207H157ZM160 205H161V206H160ZM164 205H166L167 208H166V206H164ZM202 205H203V206H202ZM128 206H129V207H128ZM133 206H134V207H133ZM171 206H172L173 208H172ZM180 206H181V207H180ZM213 206H214V207H213ZM111 207H112V206H111ZM141 207H142V208H141ZM150 207H151V208H150ZM198 207H199V208H198ZM109 208H110V207H109ZM131 208H132V210H131ZM134 208H135V209H134ZM152 208H153V210H152ZM158 208H159V209H158ZM185 208H186V209H185ZM190 208H191V209H190ZM207 208H208V210H207ZM214 208H215V209H214ZM114 209L117 210V211L115 212ZM146 209H147L148 211H147ZM176 209H177V210H176ZM182 209H183V210H182ZM189 209H190V210H189ZM195 209H196V210H195ZM211 209H212V210H211ZM213 209H214V210H213ZM113 210H114V212H113ZM157 210H158V211H157ZM170 210H171V211H170ZM179 210H180V211H179ZM120 211H119V213H120ZM187 211H188V212H190V211H194V212L186 213ZM108 212H110V214H111L110 216H109V213H108ZM168 212H170V213H168ZM179 212H180V214H179ZM198 212H199V213H198ZM113 213H114V215H113ZM127 213H126V214H127ZM132 213H133V214H132ZM207 213H209V214H207ZM137 214H138V215H137ZM162 214H163V213H162ZM165 214H166V213H164L162 216H159V217H160V218H163V216H164ZM170 214H171V215H170ZM181 214H182V215H181ZM190 214H191V215H190ZM202 214H203V217H202ZM205 214H207V215H205ZM112 215H113V216H112ZM134 215H136V217H135ZM114 216H115L116 219H117V217H118V220H120V221L116 220V219L114 218ZM123 216L125 217L124 219H122ZM137 216H139V217H137ZM158 216H156V217H158ZM179 216H180V217H179ZM182 216H184V217H182ZM189 216H190V217H189ZM191 216H192L193 218H192ZM205 216H206V217H205ZM126 217H127V218H126ZM159 217H158L157 219L154 217V219H155L154 221H158V219L160 220ZM112 218L115 219L116 222L118 221V222L116 223L118 226H119L121 223L125 222L126 220H127V224L124 223V224H123L124 226L121 224L120 227H121V226H123V227H121V229H117L118 226H117V225H114V222H115V221H114ZM119 218H121V219H119ZM185 218H186V219H185ZM197 218H198V219H197ZM201 218H202V219H201ZM204 218H205V219H204ZM125 219H126V220H125ZM146 219L149 220L148 217H147ZM182 219H184V220H182ZM187 219H188V220H187ZM121 220H122V221H121ZM193 220H194V221H193ZM200 220H201V222H199ZM204 220H206V222H205ZM190 221H191L192 223H191ZM196 221H197V222H196ZM203 221H204V222H203ZM120 222H121V223H120ZM129 222L132 223L133 226H131V225L129 224L131 227H127V225H128ZM151 222H153V221L151 220ZM167 222H168V221H167ZM184 222H185V223L187 222V223H186L187 225L184 224ZM193 222H194V223H193ZM109 223H112V225L109 224ZM119 223H120V224H119ZM189 223H190V224H189ZM196 223H197V224H196ZM138 224H140V222H139ZM145 224H146L147 226H146ZM191 224H192V225H191ZM113 225H114V226H113ZM129 225H128V226H129ZM134 225H135V227H134ZM144 225H145L146 228L144 227ZM190 225H191V227H190ZM198 225H199V226H198ZM193 226H194V230H193ZM196 226H197V227H196ZM116 227H117V228H116ZM120 227H119V228H120ZM124 227H125L126 230L129 229V232H130V231H131V232L127 234L125 230H122V228H124ZM189 227H190V228H189ZM136 228H138V229H136ZM148 228H150V227H148ZM148 228H147V230H144V231L147 232V231H148ZM198 228H199V229H198ZM110 229H111V232H110ZM112 229H113V230H112ZM121 230H122V232H124L125 234H123V233L121 232ZM138 230H139V231H138ZM187 230H188V231H187ZM107 231H108V232H107ZM113 231H114V232L116 231V234H117L116 236H115V233H114ZM117 231H118V232H117ZM144 231H143V232H144ZM119 232L122 233V234H120ZM132 232H133V233H132ZM185 232H186V233H185ZM107 233H108V235H109V234H110V235L113 234V235H111V236H112V237L114 236V237L110 239L111 236L109 235L110 237L108 238ZM135 233H137L138 235H134ZM93 234H95V233H93ZM95 235L97 236V234H95ZM106 235H107V236H106ZM119 235H120V237H119L120 240L117 238ZM121 235H123V236H121ZM104 236H103V237H104ZM134 236H136V237H134ZM105 237H104V238H105ZM92 238L94 239V241H95L96 243H99L100 239L98 238V236H97V238H96L95 236L92 237ZM130 238L127 237V240H130V241H127V243L124 242V241L122 242V243H126V246L128 245V243H130L129 246L126 247V250H129V248H130V249L133 248L132 246H133V245L135 244V242H136V241H134V244L131 243L132 240H131ZM134 238H135V239H134ZM93 239H92V240H93ZM98 239H99V240H98ZM114 240H113V241H114ZM113 241H112V242H113ZM92 242H93V241H92ZM95 242H93V243H95ZM180 242H181V244H179ZM177 243H178L179 245H178ZM184 243H185V242H184ZM171 245H172L173 247H172ZM130 246H131V247H130ZM167 247H168V249L166 250V251H167V252H166L165 249H166ZM113 248H114V249H113ZM115 249H116V250H115ZM174 249L172 250L173 252L175 251ZM120 250H121V249H120ZM168 250H169V251H168ZM118 251L121 252V253H119L120 255L118 254ZM162 251H163V252H162ZM177 251H175V252H177ZM161 252H162V253H161ZM175 252H174V253H175ZM160 253L162 254V256L160 255ZM111 254H112V255H111ZM117 255H118V256H117ZM115 256H116V257H115ZM119 256H120V257H119ZM105 257H106V258H105ZM160 257H161L162 259H161ZM104 258H105V259H104ZM152 258H153V260H152ZM154 258H156V259H154ZM103 259L106 260V261H104ZM110 259H111V262H110ZM122 260H123V259H122ZM155 260H156V261H155ZM158 260H161V261H158ZM112 261H113V262H112ZM151 261H152V262H151ZM157 261H158V262H157ZM100 263H101V261H100ZM100 263H98V264H100ZM121 263L123 264L122 261H121L119 264H121ZM101 264H102V263H101Z\"/></svg>", "mask_w": 264, "mask_h": 264}]
</instances>
